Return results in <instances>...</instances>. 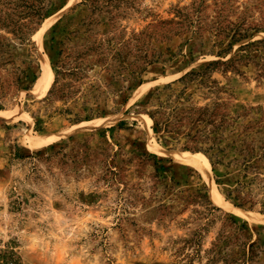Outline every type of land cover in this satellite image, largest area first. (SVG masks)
Returning a JSON list of instances; mask_svg holds the SVG:
<instances>
[{
	"label": "rangeland",
	"instance_id": "rangeland-1",
	"mask_svg": "<svg viewBox=\"0 0 264 264\" xmlns=\"http://www.w3.org/2000/svg\"><path fill=\"white\" fill-rule=\"evenodd\" d=\"M0 264H264V0H0Z\"/></svg>",
	"mask_w": 264,
	"mask_h": 264
},
{
	"label": "bare ground",
	"instance_id": "bare-ground-1",
	"mask_svg": "<svg viewBox=\"0 0 264 264\" xmlns=\"http://www.w3.org/2000/svg\"><path fill=\"white\" fill-rule=\"evenodd\" d=\"M47 68H48V70H47V73L45 75V79L42 82V85L40 86V88H38V92H39L38 94H41V95L46 93V91L49 89V87L52 84L53 77H54L53 72L51 71V69L49 67V64H47ZM46 142H47V140H40V141L37 140V141H33L32 145L37 147V146L45 144ZM180 158L184 159L185 161H188L192 164H196L198 166H201L203 168H205L204 165L208 163L206 158H203L201 155L196 154V153H192V154L183 153V154H180Z\"/></svg>",
	"mask_w": 264,
	"mask_h": 264
},
{
	"label": "trees",
	"instance_id": "trees-1",
	"mask_svg": "<svg viewBox=\"0 0 264 264\" xmlns=\"http://www.w3.org/2000/svg\"><path fill=\"white\" fill-rule=\"evenodd\" d=\"M48 11H49V9L46 8L44 5L39 6L35 10V12L39 15L40 19H43L47 15Z\"/></svg>",
	"mask_w": 264,
	"mask_h": 264
}]
</instances>
